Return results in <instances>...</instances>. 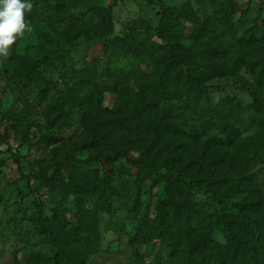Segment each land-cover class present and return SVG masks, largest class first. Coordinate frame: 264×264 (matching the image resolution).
<instances>
[{
	"label": "rangeland",
	"instance_id": "obj_1",
	"mask_svg": "<svg viewBox=\"0 0 264 264\" xmlns=\"http://www.w3.org/2000/svg\"><path fill=\"white\" fill-rule=\"evenodd\" d=\"M113 1L31 0L33 10L26 14L31 31L26 30L17 39L6 59L0 57V149H9L0 152V264H31L37 260L53 264L50 259L57 252L55 247L48 242L32 244L21 237L18 229L25 226L26 215L33 212L31 190L41 194L48 207L46 215H51L53 207H59L71 223H77L72 194L51 193L40 178L23 176L36 174L48 166L52 175L60 164L65 166L64 178L77 172V168L94 171L99 178L105 176L119 209L117 215L121 220L115 218L118 217L115 212L99 213L97 234L72 231L84 244L88 242V262L134 264L137 246L131 243L130 237L143 215L150 219L156 216L158 202L167 196L165 183L155 179L153 170L134 166L124 157L112 165L105 161L86 164L83 161L96 147L82 145L93 136L104 134L98 132L96 123L106 121L103 131L109 129L107 124L115 116L120 99L131 102L139 91H151L157 66L147 44L161 42L157 35L161 3L174 9L171 15L179 22L177 29L168 33V40L180 41L194 56L193 65L185 73L203 71L199 59L206 60L203 53L207 49L232 57L242 55L245 60L231 75L205 73L206 84L222 87L211 90L209 109L194 104L182 94L160 99L159 109L165 120L175 124L180 132L159 139L149 152L148 162L169 177L188 181L197 169L202 173L208 167L216 172L231 169L227 163L214 164L209 160L188 165L191 150H200V142L215 136L226 147L232 128L239 132L235 141L263 134L264 108L258 111L249 105L254 101V89L264 102V86H259L248 71L247 66L253 59L244 55L239 39H248L257 57L264 51V0H231L234 6L231 31L200 36L194 34L193 22L182 18L180 11L189 4L202 23L207 17L222 13L227 0H120L114 9V34L109 44L93 43L91 39L98 33L102 21L90 10L107 7ZM26 63L35 65L32 75L38 76L37 82L24 77L22 68ZM226 99H238L243 111L234 117L218 112V105ZM133 132L121 126L99 149L102 155L108 150L106 143ZM195 135H199V143ZM180 141L188 146L179 148ZM133 154L138 157L140 148ZM136 173L141 178L138 189ZM257 183L264 192V166L258 172ZM190 194L205 211L210 221L208 229L221 209L226 214H240L230 201L219 203L212 193L202 188L191 189ZM247 194V188L229 193L231 200H240ZM137 197L138 212L128 218L126 210ZM94 200L90 196L85 199L87 208H96ZM15 210H19V217L14 221L11 219ZM212 236L221 243L226 242L220 229L216 228ZM138 249L142 263L155 264L158 251L165 254L163 244L154 238Z\"/></svg>",
	"mask_w": 264,
	"mask_h": 264
},
{
	"label": "trees",
	"instance_id": "obj_2",
	"mask_svg": "<svg viewBox=\"0 0 264 264\" xmlns=\"http://www.w3.org/2000/svg\"><path fill=\"white\" fill-rule=\"evenodd\" d=\"M119 2L120 0H114L107 7H94L90 10L96 12L102 21L98 33L96 32L91 39L93 43L109 44L114 34L113 13ZM226 2L227 6L222 13L207 17L202 23L198 21L189 4L179 14L182 18L193 22L196 36L212 32L216 35H224L232 29L231 16L234 10L231 0ZM172 11L174 9L161 3V18L157 26V35L161 42L147 44L157 66L151 91H139L131 102L120 99L115 116L107 124L109 129L106 132L103 131L106 121L96 123L98 132L104 134L100 137L93 136L90 141L83 143L82 147H96V150L83 162L88 164L92 161H105L112 165L124 157L134 166L153 170L155 179L165 183L167 196L158 202L156 216L150 219L146 214L143 215L139 227L130 237L131 243L137 246L134 250V264H151L142 263V253L138 246L148 243L153 238L160 240L165 247V254L161 251L156 254L155 264H264V192L260 191L257 183L258 172L262 171L264 166V131L263 134L235 141L239 132L232 128L226 147L221 146L224 141L215 136L200 142V150H191L188 165L209 160L214 164L227 163L231 169L216 172L208 167L203 173L197 169L195 175L188 181L179 177H169L157 171L156 167L148 162L149 152L159 139L180 132L175 124L165 120L159 109L160 99H170L175 94L179 96L182 94L190 98L194 104L209 109L211 90L222 87L206 84L205 73L217 76L231 75L245 60L242 55L232 57L225 52L219 53L216 49H207L203 53L206 60L203 61L202 57L199 59L203 71L185 73L193 65L194 56L180 41L168 40V33L175 31L179 26V22L171 15ZM239 43L244 55L253 59V62L247 66L248 71L254 75L259 86H264V51L257 57L248 39L241 37ZM34 71V64L26 63L22 68L27 80L37 82L38 76L32 75ZM252 95L254 101L249 108L262 111L264 102L258 90H252ZM96 106L100 111L101 106L98 101ZM218 106L217 111L228 117H234L235 114L243 111L238 99L222 100ZM121 126L126 130L133 129L135 132L116 137L113 143H106L108 150L102 155L99 149ZM195 139L199 143V135H195ZM177 146L186 148L188 144L180 141ZM139 148L140 154L136 157L133 152ZM8 150L0 149V152ZM202 165L200 163L199 167ZM257 165L258 169L255 170ZM18 166L21 168L19 162ZM63 169L65 166L60 164L50 175L48 166L43 167L36 174L23 176L27 179L40 178L42 184L51 193L72 194L77 223H71L64 209L59 207H53L51 215H46L48 207L41 194L31 190L30 201L33 204V212L26 215L25 226L20 227L18 232L23 239L32 244L48 242L54 246L57 252L50 259L53 264H90L88 242L84 244L71 234L72 231L75 234L88 232L90 236L97 234L99 213L115 212L117 215L119 209L115 205L114 193L105 176L99 178L94 171L77 168V172H71L67 178H64ZM140 181V174L136 173L137 189ZM198 188L212 193L219 203L230 201L240 214H226L224 209H221L216 215L213 226L208 229L210 221H207L205 211L197 200L190 196V190ZM243 188H247L248 194L240 200H231L229 193ZM89 196L95 199L96 208H87L85 199ZM138 203L139 197L126 210L128 218L137 214ZM18 214L19 210H15L11 220L15 221L19 217ZM117 216L115 218L121 220L120 215ZM216 228L222 231L226 238L225 243L212 236ZM31 264H45V262L37 260Z\"/></svg>",
	"mask_w": 264,
	"mask_h": 264
},
{
	"label": "clouds",
	"instance_id": "obj_3",
	"mask_svg": "<svg viewBox=\"0 0 264 264\" xmlns=\"http://www.w3.org/2000/svg\"><path fill=\"white\" fill-rule=\"evenodd\" d=\"M32 10L31 0H0V57L6 59L17 39L26 30L31 31L26 14Z\"/></svg>",
	"mask_w": 264,
	"mask_h": 264
}]
</instances>
